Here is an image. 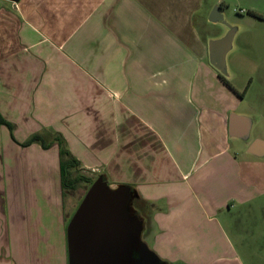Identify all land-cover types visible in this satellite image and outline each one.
Listing matches in <instances>:
<instances>
[{"label": "crops", "instance_id": "0c3cea01", "mask_svg": "<svg viewBox=\"0 0 264 264\" xmlns=\"http://www.w3.org/2000/svg\"><path fill=\"white\" fill-rule=\"evenodd\" d=\"M202 5L0 0V115L13 126L0 124V264H70L65 227L85 191L70 203L56 142L22 144L34 133L60 137L80 174L130 186L161 260L247 264L220 214L251 200L262 163L239 159L247 144L229 135Z\"/></svg>", "mask_w": 264, "mask_h": 264}, {"label": "water", "instance_id": "95a60500", "mask_svg": "<svg viewBox=\"0 0 264 264\" xmlns=\"http://www.w3.org/2000/svg\"><path fill=\"white\" fill-rule=\"evenodd\" d=\"M208 20L226 26L222 35L207 44L209 63L228 79L226 60L237 27L227 24L219 4L212 7ZM252 124L251 117L231 112L229 135L246 139ZM246 144L248 153L264 155V138L256 137ZM135 195L128 185H110L101 176L93 179L65 227L70 264H168L143 240L144 220L133 205Z\"/></svg>", "mask_w": 264, "mask_h": 264}, {"label": "rangeland", "instance_id": "374dc122", "mask_svg": "<svg viewBox=\"0 0 264 264\" xmlns=\"http://www.w3.org/2000/svg\"><path fill=\"white\" fill-rule=\"evenodd\" d=\"M221 2L224 5L223 15L227 24L237 27L233 47L226 60L229 72L228 80L239 92L244 91V94L240 97L234 91L228 90L226 96L222 93L220 97L223 107H230L232 112L244 114L253 119L249 137L238 139L244 148L246 141L256 137L264 138V0H203L201 13L206 17L202 29L207 37V42L226 31L225 25L206 20L212 7ZM243 158L250 161L259 160L262 163L263 171L259 175H255L253 171L250 172L252 180L255 178L261 180L253 183L250 201L246 204L236 203L230 211L227 209L223 211L220 214V219L226 231L231 234L241 259L246 260L247 264H264V155L254 157L242 151L239 159L243 160ZM90 177L93 178V176ZM77 186L76 190L70 193V203L76 200L75 198L87 185L80 182ZM65 197L69 199L68 194ZM232 220L235 221L241 238L250 228V236L253 240L245 241L241 238L240 240L239 236L237 239L234 238L235 232L230 230L228 224ZM244 241L249 249V252L247 250L248 258L245 257L246 252L242 245ZM28 260H30L29 257Z\"/></svg>", "mask_w": 264, "mask_h": 264}, {"label": "trees", "instance_id": "16d2710c", "mask_svg": "<svg viewBox=\"0 0 264 264\" xmlns=\"http://www.w3.org/2000/svg\"><path fill=\"white\" fill-rule=\"evenodd\" d=\"M249 12L252 14H255L254 12H251V11ZM218 75L221 81L229 89L234 91L240 97L243 96L244 91L239 92L237 89L233 87V85L230 83V81L227 78L222 76L220 73ZM0 124L6 126L9 130H11L13 127L12 124L6 121L1 115H0ZM52 141L56 142L58 146L59 180H60V188L62 190V193H67V192L69 194L73 193L78 187L77 186L78 183L80 182L87 185L86 187H84L85 189H83V191H86L90 183L93 181V178L80 174L79 172L76 171L77 161L68 152V150L66 149L63 143V140L60 137H58L57 135H54L51 141H45L39 134L34 133L31 136H29L24 142H22V144L28 145L32 142H39L41 147L46 148L50 145Z\"/></svg>", "mask_w": 264, "mask_h": 264}, {"label": "flooded vegetation", "instance_id": "af4514ba", "mask_svg": "<svg viewBox=\"0 0 264 264\" xmlns=\"http://www.w3.org/2000/svg\"><path fill=\"white\" fill-rule=\"evenodd\" d=\"M219 5L221 6V8L222 9H224V5H223V3L221 2V3H219Z\"/></svg>", "mask_w": 264, "mask_h": 264}]
</instances>
